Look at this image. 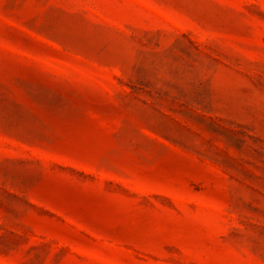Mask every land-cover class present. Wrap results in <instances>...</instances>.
I'll return each mask as SVG.
<instances>
[{
    "label": "rangeland",
    "instance_id": "obj_1",
    "mask_svg": "<svg viewBox=\"0 0 264 264\" xmlns=\"http://www.w3.org/2000/svg\"><path fill=\"white\" fill-rule=\"evenodd\" d=\"M0 264H264V0H0Z\"/></svg>",
    "mask_w": 264,
    "mask_h": 264
}]
</instances>
